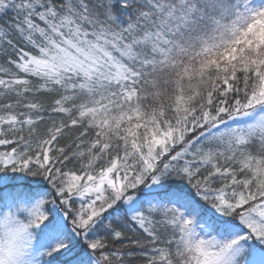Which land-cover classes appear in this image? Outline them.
Returning a JSON list of instances; mask_svg holds the SVG:
<instances>
[{
    "label": "snow or ice",
    "instance_id": "snow-or-ice-1",
    "mask_svg": "<svg viewBox=\"0 0 264 264\" xmlns=\"http://www.w3.org/2000/svg\"><path fill=\"white\" fill-rule=\"evenodd\" d=\"M0 264H264V0H0Z\"/></svg>",
    "mask_w": 264,
    "mask_h": 264
}]
</instances>
